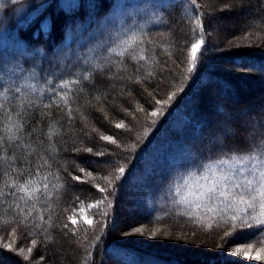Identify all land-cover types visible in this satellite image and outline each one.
Here are the masks:
<instances>
[{
  "label": "trees",
  "instance_id": "trees-1",
  "mask_svg": "<svg viewBox=\"0 0 264 264\" xmlns=\"http://www.w3.org/2000/svg\"><path fill=\"white\" fill-rule=\"evenodd\" d=\"M198 3L199 10L189 0H116L115 5L113 0H0V52L13 64L19 60L25 69L34 65L41 85L45 77L72 78L64 67L71 61L65 57L75 60L106 39L108 33L100 35L105 23L114 38L132 33L143 38L145 44L138 45L135 54L138 57L144 47L147 56V62H139L143 65L139 72L131 56L122 62L113 56L117 63L110 72L97 73L87 81L81 78L70 94L71 119L62 103L44 107L49 103L48 93L42 98L33 95L18 100L14 96L6 105L14 113L21 112L19 117L13 115V121L24 122L16 142L24 147H9V157L16 156L19 167L27 153H32L29 160L33 163L43 155L51 167L42 168L41 173L59 171L61 181L50 180L63 187H50L51 199L44 203L41 196L33 212L46 220L51 216L52 226L44 225V234L22 235L30 229H18V239L10 235L13 225L5 223L17 217L18 209L13 197H3L0 235L4 243L15 240L14 248L27 249L36 239L37 245L27 261L23 259L27 252L0 247V264H264L230 254L239 245L232 238L225 240L223 225L208 230L180 215L182 205L175 203L178 198L172 185L193 170L197 158L219 155L221 141L225 151L243 150L254 129L264 131V0ZM226 4L231 7L225 8ZM197 11L203 13L206 44L202 47L207 51L196 72L185 80ZM235 16L240 18L233 20ZM225 25L231 26L229 31ZM148 40L153 43L149 45ZM173 91L177 95L167 105L155 104ZM28 99L34 101L32 107ZM141 107L144 112L138 111ZM156 108L163 115H148ZM153 119H157L155 126ZM121 120L126 128L116 129ZM5 122L0 112V127ZM101 134L112 135L121 147L101 141ZM84 147L114 154L98 157L73 152ZM76 165L92 171L96 179L78 173ZM121 165L126 172L121 181L113 180L117 190L109 197L113 206L108 210L106 234L95 223L99 219L95 209L89 211L94 220L91 228L78 221L75 235L63 229L64 223H70L68 216L107 194L95 185L106 187L103 177H114ZM64 166L80 174L84 182L71 181ZM35 171L33 167L31 174ZM5 179L0 175V186ZM31 203L25 206L20 201L25 211ZM138 227L142 234L125 235ZM97 234H101L100 241L94 240ZM45 235L51 239L46 241Z\"/></svg>",
  "mask_w": 264,
  "mask_h": 264
},
{
  "label": "snow or ice",
  "instance_id": "snow-or-ice-1",
  "mask_svg": "<svg viewBox=\"0 0 264 264\" xmlns=\"http://www.w3.org/2000/svg\"><path fill=\"white\" fill-rule=\"evenodd\" d=\"M13 3H15V0H13ZM115 3L116 0H113L114 5ZM189 3L196 10L201 8L198 0H189ZM224 7L230 8L231 5L226 4ZM189 14L193 15L192 13ZM202 15L203 13L197 11L193 16V39L195 42L191 44V59L188 62L186 70L188 75L184 77L185 80L196 72L201 57L207 51L206 47H202L206 44L204 25L201 19ZM101 27L104 29L100 33L101 36L105 32L108 33L106 39L100 40L94 47L89 48L87 53L76 55L75 60H71V56L65 57L66 61H71L64 65L67 72L72 76V78L68 79L60 78L58 81H54L53 79L45 77L44 83L41 85L37 79L38 73L34 65L31 68L25 69L19 60L13 64L10 59L6 58L4 52H0V112L3 113V117L6 119V122L0 127V133H2L0 134V175L6 178L3 185L0 186V204L5 203L3 197L11 196L14 198L15 207L18 209L17 217L12 221H5V223L13 225L10 232L12 237L18 239V229H30L29 232L22 233V235H31L33 231L44 234L46 229L43 226H52L51 216L46 220L42 214L37 212L34 216L33 212L36 210V205L41 202V196L44 198V203H47L51 199L52 192L50 191V187L57 189L63 187V184H51L50 177L61 181L62 177L59 171H46L43 174L41 173L42 168L50 169L51 167L49 160L43 155L39 156L33 163L29 160V156L32 155L29 152L23 156V163L19 167L16 166L18 158L16 156L9 157V147H24L16 143L20 140V136L17 134L23 130L24 122L13 121V115L19 117L21 112L14 113L6 105L13 100L14 96L18 100L27 99L33 95L42 98L45 93H48L50 97L49 103L45 104L44 107H49L52 104L59 106L62 103L67 108V115L71 119L72 108L69 104L70 94L74 91L75 86L81 84V78L87 81L97 73L106 74L110 72L112 65L117 63V60H114L113 56L117 57L119 62H122L126 56H131L132 60L136 62L137 71L139 72L143 67L139 62H147L146 50L144 47H141V54L138 57L135 53L138 45L142 46L145 44L144 39L138 37L135 33H132L127 38H122L117 34L114 38L107 23L101 25ZM147 43L151 45L153 41L148 40ZM104 53H107V55ZM49 63L52 65V61H49ZM52 66L56 67L58 65ZM73 68H76L75 72L72 71ZM26 72L27 75H25ZM52 75H55V73H52ZM148 75L151 76L152 73L149 72ZM136 82H141L139 77H137ZM179 91L182 92L183 87H180ZM176 95L177 92L173 91L168 95L166 100H155V104L167 105ZM33 103L34 101L28 99L29 107H32ZM21 109L23 110L22 104ZM138 111L144 112L145 109L141 107ZM148 115L158 118L163 115V112L160 108H156L148 113ZM156 123L157 119L151 121L153 126ZM115 128L125 129L124 121L121 120L116 123ZM127 130L130 131L131 129ZM147 135L148 130L146 128L144 138H147ZM48 138L51 139V135ZM99 138L101 141L115 145L116 148L121 147L120 143L112 135L101 134ZM140 139L142 138L137 137L138 141ZM221 145L217 149L220 153L219 155L215 157L208 155L197 158V162L192 166L193 170L186 176L180 177L172 185L173 191L179 197L175 203L190 208L194 207L196 210L195 216L192 212H182L179 214L187 219H194L200 226H204L203 217L206 216L211 220V223L206 225L208 230H211L214 226L220 227L222 224L224 226L225 240L232 238L239 245L238 247H232L230 254L242 256L247 260L264 261V131L257 132L254 129L251 133V139L246 141V148L243 150L233 148L225 151L226 145H223V141H221ZM135 147L133 145V150H135ZM73 152H86L98 157L114 154L106 151L94 152L93 147L73 148ZM51 154L54 157L55 153L52 152ZM33 167L36 169L35 175L31 174ZM76 167L78 173L85 174L93 180L96 179L92 171H88L79 165H76ZM63 171L70 177L71 181L84 182L80 174H73L67 166L63 167ZM115 172L118 174L114 177H103V180L107 182L106 187H101L99 184L95 185L100 193L107 194L100 200L90 203L87 206L89 209H95L94 215L99 217V219L95 220V223L101 225V234H106L105 229L109 223L108 210L113 206V201L109 197L114 196L117 190V185L113 180L121 181L125 176L126 169L121 165L115 169ZM26 173L27 175H25ZM189 196L194 199H189ZM20 201H23L25 206H28L29 201L32 202L27 211H25V207L21 206ZM200 209L204 210L203 213L199 212ZM67 219L70 223H64L62 228L70 230L75 235L76 230L74 226L78 224V220L74 216H68ZM83 224L91 228L94 220L84 216ZM112 230H115V226H113ZM142 233L143 229L138 227L131 232H126L125 235ZM101 234H97L94 240L100 241ZM152 236L155 237L156 232H153ZM45 239L47 241L51 237L45 235ZM4 240L5 237L0 235V247L6 248L9 251H16L18 254L27 252V255H23L25 261L29 260L33 249L37 245V240L32 239L31 247L27 249L19 247L16 249L13 247L15 240L9 243H4ZM220 246L222 245H218V247ZM253 250L257 254H250ZM42 259L43 257H41Z\"/></svg>",
  "mask_w": 264,
  "mask_h": 264
},
{
  "label": "rangeland",
  "instance_id": "rangeland-1",
  "mask_svg": "<svg viewBox=\"0 0 264 264\" xmlns=\"http://www.w3.org/2000/svg\"><path fill=\"white\" fill-rule=\"evenodd\" d=\"M239 19L240 16H235L233 17V20L234 19ZM219 23V26L222 25V22H218ZM235 23V22H234ZM231 26L230 25H225V29L226 30H230ZM188 174V173H187ZM186 174V175H187ZM185 175V176H186ZM177 182V181H176ZM194 182V181H193ZM175 183V182H174ZM173 193L176 195V193L173 191ZM185 194H186V191H185ZM177 196V195H176ZM177 198L179 199V197L177 196ZM189 199H194L193 197L189 196L188 197ZM182 209H183V212H192L194 214V216L196 215V210L193 208H190V207H187V206H184L182 205ZM91 209H89L87 206H84V207H81L79 208V210L76 212V215H74L75 218H77L78 221H82L83 222V217L84 216H87L89 219H91V216L89 215V211ZM203 209H200L199 212L200 213H203ZM203 220H204V225H207L208 223H211V220H209L206 216L203 217ZM222 225V224H221ZM249 231V230H248Z\"/></svg>",
  "mask_w": 264,
  "mask_h": 264
}]
</instances>
